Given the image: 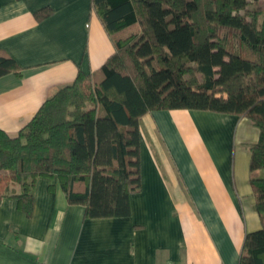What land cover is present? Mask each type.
Wrapping results in <instances>:
<instances>
[{"label": "crops", "instance_id": "0c3cea01", "mask_svg": "<svg viewBox=\"0 0 264 264\" xmlns=\"http://www.w3.org/2000/svg\"><path fill=\"white\" fill-rule=\"evenodd\" d=\"M47 14L38 18L40 11ZM114 43L91 0H0V129L16 134ZM258 129L246 118L162 110L140 120V188L127 217L89 219L56 177L37 179L32 213L0 203V264H238L262 222L249 184Z\"/></svg>", "mask_w": 264, "mask_h": 264}, {"label": "trees", "instance_id": "16d2710c", "mask_svg": "<svg viewBox=\"0 0 264 264\" xmlns=\"http://www.w3.org/2000/svg\"><path fill=\"white\" fill-rule=\"evenodd\" d=\"M114 43L96 70L78 71L16 134L0 129V203L32 213L38 178L58 179L89 219L130 213L140 188V120L196 110L248 119L259 131L249 184L262 228L238 264H264V0H91ZM47 14L40 11L38 18ZM18 73L0 54V77Z\"/></svg>", "mask_w": 264, "mask_h": 264}]
</instances>
